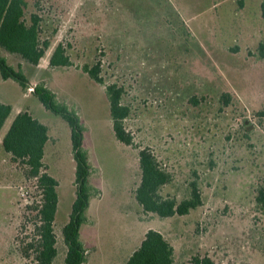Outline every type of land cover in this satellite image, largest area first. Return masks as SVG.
I'll list each match as a JSON object with an SVG mask.
<instances>
[{
    "label": "rangeland",
    "instance_id": "1",
    "mask_svg": "<svg viewBox=\"0 0 264 264\" xmlns=\"http://www.w3.org/2000/svg\"><path fill=\"white\" fill-rule=\"evenodd\" d=\"M26 20L40 18L50 42L34 66L0 47L29 79L23 89L0 75V100L49 128L44 163L59 182L58 256L76 198L71 129L33 94L38 84L78 112L97 194L83 231L85 264H124L150 229L175 250L174 264L208 257L213 264H264V0H26ZM192 34V38L188 33ZM62 44L71 65L51 67ZM100 64L104 83L85 72ZM124 89V121L133 145L115 136L106 87ZM229 93L231 102L223 103ZM11 114V115H12ZM12 118L6 121V127ZM149 149L172 177L161 194L179 201L199 183L202 204L162 219L136 199L139 153ZM41 191L0 137V264H30Z\"/></svg>",
    "mask_w": 264,
    "mask_h": 264
},
{
    "label": "trees",
    "instance_id": "2",
    "mask_svg": "<svg viewBox=\"0 0 264 264\" xmlns=\"http://www.w3.org/2000/svg\"><path fill=\"white\" fill-rule=\"evenodd\" d=\"M26 0H0V47L11 54H17L31 65L38 66L45 57L50 42L41 41L40 18L32 15L26 20ZM264 17V3L262 5ZM192 38V34L189 32ZM51 67L71 65L64 46L60 43L50 57ZM85 72L98 84H103L100 64L86 66ZM0 75L3 80H13L23 89L28 88L29 79L22 68L13 67L6 57L0 54ZM33 94L51 113L61 117L71 129L72 154L75 161L76 198L68 222L63 226L62 236L67 247L65 264H84L87 262V249L81 238L82 227L87 223V210L97 191L91 183L92 166L85 149V131L78 112L58 101L56 94L44 84H38ZM110 105V115L116 138L123 144L133 145V138L125 130L124 121L130 116V107L122 102L124 89L117 84L106 87ZM223 103L231 102V95H222ZM13 112V107L0 102V134ZM264 115V113H262ZM50 140L49 128L27 111L18 113L2 139V147L16 163L25 167L28 179H35L41 191V201L36 211L35 238L25 245L23 253L30 264H54L58 256L55 220L59 205V182L48 173L44 163L46 145ZM142 179L136 189V199L147 213L158 215L162 219L174 216H186L202 204L197 181H192L189 196L178 200L164 197L162 188L172 180L157 158L149 149L139 153ZM264 201V190L260 191ZM175 250L164 235L157 230L146 232L140 246L129 256L125 264H174ZM190 264H213L210 258L194 257Z\"/></svg>",
    "mask_w": 264,
    "mask_h": 264
},
{
    "label": "crops",
    "instance_id": "3",
    "mask_svg": "<svg viewBox=\"0 0 264 264\" xmlns=\"http://www.w3.org/2000/svg\"><path fill=\"white\" fill-rule=\"evenodd\" d=\"M0 102H2V103H5L4 101H2V100H0ZM7 104V103H6ZM14 112V111H13ZM12 112V113H13ZM18 113H20V112H16V113H14V114H12L9 118H12V120H11V123H12V121H13V119L15 118V116L18 114ZM38 119V118H37ZM42 122V121H41ZM11 123L8 125V128H5L6 127V123H5V125H4V127H3V129H2V131H1V134H0V137H1V143H2V139H3V137L5 136V134H6V132L8 131V129H9V127H10V125H11ZM43 123V122H42ZM91 202V201H90ZM90 207V206H89ZM89 209V208H88ZM88 222H89V220H88V216H87V223L82 227V230H81V238H82V240H83V242H84V244H85V246H86V243H85V241H84V239H83V231H84V228H85V226L88 224ZM140 246V245H139ZM138 246V247H139ZM137 247V248H138ZM86 249H87V246H86ZM136 250V249H135ZM134 252V251H133ZM127 260H128V258H127ZM126 260V261H127ZM87 263V262H86ZM126 263V262H125ZM124 263V264H125ZM85 264V263H84Z\"/></svg>",
    "mask_w": 264,
    "mask_h": 264
}]
</instances>
